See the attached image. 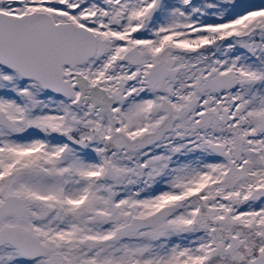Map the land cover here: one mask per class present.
Segmentation results:
<instances>
[{"label":"snow or ice","instance_id":"obj_1","mask_svg":"<svg viewBox=\"0 0 264 264\" xmlns=\"http://www.w3.org/2000/svg\"><path fill=\"white\" fill-rule=\"evenodd\" d=\"M0 264H264V0H0Z\"/></svg>","mask_w":264,"mask_h":264}]
</instances>
